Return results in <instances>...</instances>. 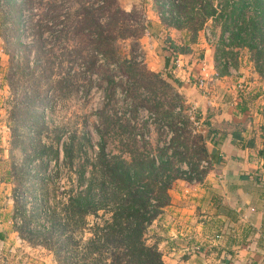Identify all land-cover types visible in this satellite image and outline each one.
Instances as JSON below:
<instances>
[{"label": "rangeland", "instance_id": "374dc122", "mask_svg": "<svg viewBox=\"0 0 264 264\" xmlns=\"http://www.w3.org/2000/svg\"><path fill=\"white\" fill-rule=\"evenodd\" d=\"M108 1L0 0V104L8 127L0 132V219L8 225L0 264H79L93 226L112 211L99 209L82 227L67 224L62 232V225L53 230L54 221H71L69 197L87 186L81 177H102V158L167 161L178 176L173 183L203 179L211 168L196 108L168 72L149 65L144 35L154 30L164 47L173 41L189 51L200 30L225 26V43L263 57L264 0H154V28L148 0H114L130 14L134 36L108 25ZM240 81L252 92L250 80Z\"/></svg>", "mask_w": 264, "mask_h": 264}, {"label": "crops", "instance_id": "0c3cea01", "mask_svg": "<svg viewBox=\"0 0 264 264\" xmlns=\"http://www.w3.org/2000/svg\"><path fill=\"white\" fill-rule=\"evenodd\" d=\"M147 8L150 27L159 26L154 0ZM212 29L200 30L187 52L168 54L154 30L141 39L149 65L168 72L196 108L212 158L203 179L173 183L149 234L166 264H264V54L260 59L248 46L225 43L224 30ZM203 69L204 87L197 84ZM238 77L251 81L252 92H240ZM7 128L0 104V132ZM4 227L0 219L3 238Z\"/></svg>", "mask_w": 264, "mask_h": 264}, {"label": "trees", "instance_id": "16d2710c", "mask_svg": "<svg viewBox=\"0 0 264 264\" xmlns=\"http://www.w3.org/2000/svg\"><path fill=\"white\" fill-rule=\"evenodd\" d=\"M104 11L108 14L106 17L108 25H114L115 31L119 29L117 35L134 36L136 34V30L126 22V17L130 14L121 10L114 0L108 1ZM90 19L98 25L94 16ZM223 28L226 30L225 26ZM103 39L105 38L102 36L101 42H105ZM170 44L165 48L170 49L171 53L188 51V48L184 50L173 41ZM101 158L100 156V162ZM151 159L149 162L140 161L135 165V163L124 161L109 164L102 158V169L98 172L102 173V177L94 176L89 179L81 177L80 185L87 182V186L74 192L69 197L68 205L65 206L66 213L68 209L70 211L71 221L62 224L60 220H58L59 223L55 220L53 230L57 231V228L62 225V232L63 228H69L65 227L67 224L71 227L75 225L73 228L82 227L86 223L84 220L88 214L98 215L99 209L106 207L110 208L108 211H112V215L109 219L105 218L102 225L95 223L92 236L83 247V259L78 260L79 264H166L157 243H148V233L150 225L162 212L163 207L169 203V191L178 176L170 174L167 168L169 165L164 167L168 164L167 161L159 165L155 158ZM146 172L148 174L145 176ZM163 177L166 178L163 179ZM187 180L192 181L191 178ZM156 187L158 191L159 189L161 191L158 195L157 193L153 195ZM49 231L48 229L43 233L47 234ZM65 232L66 230L63 234ZM1 237L3 234L0 232ZM72 239L71 234L67 235L69 244ZM69 244H61L60 249H63V252L69 251Z\"/></svg>", "mask_w": 264, "mask_h": 264}, {"label": "built area", "instance_id": "2783aa9c", "mask_svg": "<svg viewBox=\"0 0 264 264\" xmlns=\"http://www.w3.org/2000/svg\"><path fill=\"white\" fill-rule=\"evenodd\" d=\"M178 62H179V58L175 57L172 59V64L170 66L171 67V73H173L175 71V66L178 64ZM203 71L206 74L203 77L198 78V80H197V84H199L202 87L206 86L207 76H208L207 71H205V69H203ZM237 88L240 90V92H247L248 91L247 86H246L245 82H243V81L238 82ZM196 124H200L198 117H196Z\"/></svg>", "mask_w": 264, "mask_h": 264}]
</instances>
